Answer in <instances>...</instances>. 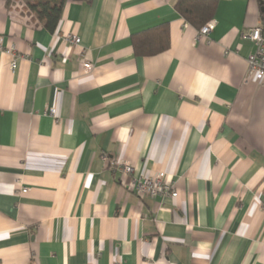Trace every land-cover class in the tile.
Listing matches in <instances>:
<instances>
[{
  "label": "crops",
  "instance_id": "0c3cea01",
  "mask_svg": "<svg viewBox=\"0 0 264 264\" xmlns=\"http://www.w3.org/2000/svg\"><path fill=\"white\" fill-rule=\"evenodd\" d=\"M175 2L66 0L51 32L0 0L19 55L0 51V264H264V84L243 37L264 0H216L206 36ZM161 24L168 48L138 56ZM122 161L173 192L138 195Z\"/></svg>",
  "mask_w": 264,
  "mask_h": 264
},
{
  "label": "built area",
  "instance_id": "2783aa9c",
  "mask_svg": "<svg viewBox=\"0 0 264 264\" xmlns=\"http://www.w3.org/2000/svg\"><path fill=\"white\" fill-rule=\"evenodd\" d=\"M216 20L211 19L199 29V34L202 36L209 35L216 27ZM245 39L251 40L255 46V52L251 53L248 60L247 81H253L257 84H264V24L259 23L251 27L243 33ZM66 41L73 45H78L81 42L79 36L68 34ZM0 51L5 52L12 58L11 69L17 68L18 53L14 47L4 46V35L0 34ZM84 67L90 69L93 65L90 61H85ZM49 114L53 117L57 116V109L50 107ZM122 172L131 177V186L135 193L140 196L157 197L169 195L173 192L172 180L163 172H157L152 175L136 174L134 166L126 161L119 162L118 165ZM27 188H23L22 192H27ZM120 264V263H118Z\"/></svg>",
  "mask_w": 264,
  "mask_h": 264
},
{
  "label": "trees",
  "instance_id": "16d2710c",
  "mask_svg": "<svg viewBox=\"0 0 264 264\" xmlns=\"http://www.w3.org/2000/svg\"><path fill=\"white\" fill-rule=\"evenodd\" d=\"M66 0H26L27 8L51 32H55ZM175 8L193 27L200 29L213 19L216 0H176ZM133 45L138 56H153L169 46L167 25L161 24L133 35Z\"/></svg>",
  "mask_w": 264,
  "mask_h": 264
},
{
  "label": "rangeland",
  "instance_id": "374dc122",
  "mask_svg": "<svg viewBox=\"0 0 264 264\" xmlns=\"http://www.w3.org/2000/svg\"><path fill=\"white\" fill-rule=\"evenodd\" d=\"M10 1L13 5H15V7H18V6H20L21 8L27 7L26 1L24 0H10Z\"/></svg>",
  "mask_w": 264,
  "mask_h": 264
}]
</instances>
